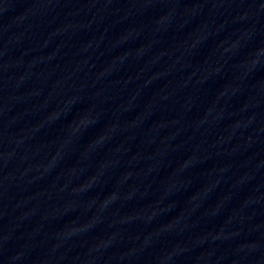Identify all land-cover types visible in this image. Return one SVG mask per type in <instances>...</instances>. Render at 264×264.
<instances>
[{
	"label": "water",
	"instance_id": "1",
	"mask_svg": "<svg viewBox=\"0 0 264 264\" xmlns=\"http://www.w3.org/2000/svg\"><path fill=\"white\" fill-rule=\"evenodd\" d=\"M0 264H264V0H0Z\"/></svg>",
	"mask_w": 264,
	"mask_h": 264
}]
</instances>
